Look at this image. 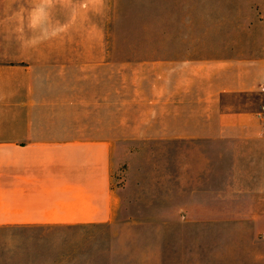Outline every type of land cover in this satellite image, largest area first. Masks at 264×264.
Masks as SVG:
<instances>
[{
  "label": "rangeland",
  "instance_id": "obj_1",
  "mask_svg": "<svg viewBox=\"0 0 264 264\" xmlns=\"http://www.w3.org/2000/svg\"><path fill=\"white\" fill-rule=\"evenodd\" d=\"M252 1L0 0V78L5 77L0 79V99L2 92H11L14 102L16 92L23 94L29 85L30 122L115 124L119 155L132 154L131 195L144 200L125 204L126 209L134 221H153L64 237L50 231L47 239H98L83 246V254L92 257L83 264H264V242L255 240L264 232L257 231V236L255 229L206 228L188 222L190 147L182 142L159 147L154 139L156 76L166 75L157 62L183 55L197 61L190 69L197 79L191 107L202 108L206 92L198 61L215 54L206 51L207 45H248L244 55H261L264 28L255 11L263 5ZM34 7L41 9L39 23L29 31L21 14ZM34 36L39 37L36 43L26 42ZM188 47L190 51H184ZM225 72L224 78L233 71ZM217 76L212 75L215 84ZM260 98L253 93L225 101L250 109L261 106ZM140 134L147 140L119 142ZM172 152L179 177L175 206L183 217L176 227L158 229L157 153L165 157ZM112 233L120 240H107Z\"/></svg>",
  "mask_w": 264,
  "mask_h": 264
},
{
  "label": "crops",
  "instance_id": "obj_2",
  "mask_svg": "<svg viewBox=\"0 0 264 264\" xmlns=\"http://www.w3.org/2000/svg\"><path fill=\"white\" fill-rule=\"evenodd\" d=\"M251 3L263 5L255 14L264 28V0ZM206 48L215 54L198 61L206 92L202 108L191 107L197 79L190 69L197 61L183 55L157 62L166 75L156 76L154 139L159 147L178 142L190 147L189 223L255 229L259 236L257 231L264 232V45L259 57L243 54L248 45ZM225 71L233 72L224 78ZM30 93L27 85L14 102L11 92L0 99V264H83L92 258L83 246L98 239H47V232L64 237L153 221H134L126 209L125 204L144 200L131 195L132 154L119 155L115 124L30 122ZM253 93L261 97L260 107L225 101ZM126 137L119 142L148 138ZM177 163L174 152L157 153L158 229L176 227L183 217L174 198ZM136 185L141 191V183ZM261 235L255 240L262 243ZM114 238L112 233L107 240H120Z\"/></svg>",
  "mask_w": 264,
  "mask_h": 264
},
{
  "label": "clouds",
  "instance_id": "obj_3",
  "mask_svg": "<svg viewBox=\"0 0 264 264\" xmlns=\"http://www.w3.org/2000/svg\"><path fill=\"white\" fill-rule=\"evenodd\" d=\"M40 12H41L40 8L34 7L29 12L21 14L23 25L29 31H35L36 28L38 27ZM38 40H39V37L34 36V37L30 38L29 40H27L26 42L36 43Z\"/></svg>",
  "mask_w": 264,
  "mask_h": 264
}]
</instances>
